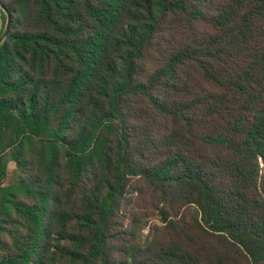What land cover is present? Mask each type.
I'll return each instance as SVG.
<instances>
[{
    "label": "trees",
    "instance_id": "obj_1",
    "mask_svg": "<svg viewBox=\"0 0 264 264\" xmlns=\"http://www.w3.org/2000/svg\"><path fill=\"white\" fill-rule=\"evenodd\" d=\"M0 6V264H264V0Z\"/></svg>",
    "mask_w": 264,
    "mask_h": 264
},
{
    "label": "water",
    "instance_id": "obj_2",
    "mask_svg": "<svg viewBox=\"0 0 264 264\" xmlns=\"http://www.w3.org/2000/svg\"><path fill=\"white\" fill-rule=\"evenodd\" d=\"M1 7V6H0ZM11 30V17L8 15V22L7 25L0 37V45L2 44V42L8 37L9 33Z\"/></svg>",
    "mask_w": 264,
    "mask_h": 264
},
{
    "label": "crops",
    "instance_id": "obj_3",
    "mask_svg": "<svg viewBox=\"0 0 264 264\" xmlns=\"http://www.w3.org/2000/svg\"><path fill=\"white\" fill-rule=\"evenodd\" d=\"M3 22H4L3 13H2V11L0 9V34L2 33V30H3V25H4Z\"/></svg>",
    "mask_w": 264,
    "mask_h": 264
},
{
    "label": "rangeland",
    "instance_id": "obj_4",
    "mask_svg": "<svg viewBox=\"0 0 264 264\" xmlns=\"http://www.w3.org/2000/svg\"><path fill=\"white\" fill-rule=\"evenodd\" d=\"M11 167H13V164H11Z\"/></svg>",
    "mask_w": 264,
    "mask_h": 264
}]
</instances>
